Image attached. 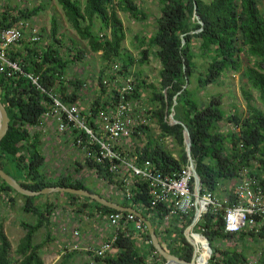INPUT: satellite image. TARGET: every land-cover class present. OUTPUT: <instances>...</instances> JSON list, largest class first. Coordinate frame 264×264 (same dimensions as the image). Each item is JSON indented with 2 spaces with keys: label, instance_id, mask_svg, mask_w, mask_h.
Returning <instances> with one entry per match:
<instances>
[{
  "label": "trees",
  "instance_id": "16d2710c",
  "mask_svg": "<svg viewBox=\"0 0 264 264\" xmlns=\"http://www.w3.org/2000/svg\"><path fill=\"white\" fill-rule=\"evenodd\" d=\"M55 2L77 36L87 42L92 52H99L103 61L97 77L96 95L87 106L91 113L96 112L99 107L110 105L116 99V91L103 83L104 78L113 81L133 75V64L147 63L150 55L160 63L158 82L146 83L141 78L128 95L132 101L137 100L134 101L137 105H141L139 87L150 89L147 101L153 103V106H147L146 110L156 120L159 135L152 136L148 124L137 126L130 137L134 149L127 151L128 147L124 145L121 150L123 154L135 157L137 163L150 159L163 172L178 170L188 157L183 142V127L169 121V114L173 112L174 117L189 130L191 157L201 179L202 192L210 190L225 193L243 168L247 169L248 175L258 178L264 189V0H157L159 14L155 18V30L148 36L138 37L135 45L138 57L124 46L126 30L118 14L125 12L135 20L146 19L148 13L137 0ZM194 5L198 18L193 14ZM40 9L36 6L19 9L17 13L4 9L0 13V29L14 26L20 20L30 19ZM47 37L48 42L41 46L21 39L18 44L9 48V57L18 60L26 72L39 74L41 85L47 91L52 90L62 101H76V91L83 81L76 76L67 78L65 73L70 64L83 57L82 49L74 39H71L72 44L66 51L61 49L63 41L55 16L51 17ZM197 58L205 60L204 69L198 70L201 66L196 62ZM114 65L118 68H114ZM227 72H239L245 79V85L241 86L246 107L244 114H239L237 110L227 113L219 92L212 94L207 100L198 96V91L218 82ZM0 86V101L10 119L9 128L0 140V167L6 173L31 190L56 185L83 188L123 206L133 207L151 221L160 243L170 253L186 260L191 259L192 246L183 237V228L176 230L170 225L161 229L165 208L150 205L146 182L133 180L129 198H120L119 194L114 198L104 195L91 189L84 179L85 175L80 174L81 178L76 176V172L92 169L96 176L113 183L119 192L123 189L121 179L107 169L106 161L97 164L89 160L78 162L73 171L49 177L43 169L46 156L41 149L39 133H30V127L46 109L42 100L48 97L31 80L20 75L6 77L0 74ZM89 86L88 82L87 87ZM252 90L257 92L261 106L253 103ZM222 121L229 127H221L219 124ZM163 137L172 138L179 146L177 158L163 146L160 141ZM0 185L2 190L15 191L1 178ZM64 193L69 199V205L76 204L80 197L84 198V202L76 204L78 211H85L90 206L101 211V215L116 211L90 198ZM20 195L25 198L22 211L37 215V220L34 223L21 221L24 233L14 250L0 222V264H45L39 251L43 242L34 243L33 237L40 227L48 223V215L56 204L47 201L35 204L34 200L43 194ZM127 224L130 228V223ZM202 224L212 248L207 264H264V224L258 231L243 229L238 233H227L222 214L209 211L204 214ZM171 231L183 239L184 246L181 250L172 249L164 243L161 234L169 236ZM142 237L148 242L147 250L155 251L148 231ZM246 239L262 242L255 262H250L244 250L238 247ZM220 242L233 244L221 249L218 247ZM115 247L116 251L104 257H95V261L98 264L165 262L158 253L159 262L149 260L148 252L138 247L131 234L124 233V229L119 231Z\"/></svg>",
  "mask_w": 264,
  "mask_h": 264
},
{
  "label": "built area",
  "instance_id": "2783aa9c",
  "mask_svg": "<svg viewBox=\"0 0 264 264\" xmlns=\"http://www.w3.org/2000/svg\"><path fill=\"white\" fill-rule=\"evenodd\" d=\"M24 33H28L26 41L32 44L39 42L38 29L28 19L20 20L14 26L0 29V74L6 77L24 76L48 97L42 100L46 109L37 122L30 127V133L33 135L38 132L42 143L48 145L46 140L58 142L60 146H67L69 143L71 147L77 148L76 154H81L82 162L89 160L102 164L106 161L107 169L121 179L123 189L117 193L121 197H130L133 180L146 182L150 205L165 208L161 229L170 225L176 230L183 228L182 235L192 246V254L195 249L197 264H207L212 255V248L204 234L205 227L202 224L207 211L222 214L224 230L227 233L234 234L243 229L258 231L264 224V189L258 178L248 175L246 168L239 171L238 178L225 193L219 194L210 190L202 192L201 183L199 192L196 194L193 171L188 158L178 170L163 172L150 159L137 163L135 157H127L121 152L124 145H128L132 132L137 126L149 125L151 118L145 106L137 105L128 98L135 87L134 75L129 74L113 81L104 78L103 83L116 91V99L110 105L99 107L96 112L91 113L87 107L84 108L81 105L83 91L88 82L83 81L82 86L77 89L76 101L64 102L52 90L47 91L41 85L39 74L26 72L18 60L9 57V48L18 44L23 39ZM114 68L118 66L114 65ZM52 126L59 136H48L43 133L47 131L46 128L50 129ZM172 155L178 157L175 154ZM86 170L93 172L92 169ZM81 171L76 172V176L82 178L84 170L81 169ZM61 173H65V170H61ZM97 212L95 216L104 219L106 227L97 245L85 248L94 260L95 257H104L116 251L115 242L119 231L123 229L125 234H131L136 239L138 246H141L142 242L148 245L142 237L148 231L147 226L135 213L116 210L101 215V211ZM132 222L134 231L128 228L127 224ZM61 230L67 231L72 238L77 239L80 236L78 228L71 229L63 225ZM161 237L172 249L181 250L184 246L183 239L176 232L171 231L169 236L162 233ZM188 238L192 239L193 243H190ZM79 248H81L79 242L69 241L64 244L62 251L67 253ZM164 248L168 250L165 246ZM157 253L156 250L149 251L148 259L159 262Z\"/></svg>",
  "mask_w": 264,
  "mask_h": 264
},
{
  "label": "rangeland",
  "instance_id": "374dc122",
  "mask_svg": "<svg viewBox=\"0 0 264 264\" xmlns=\"http://www.w3.org/2000/svg\"><path fill=\"white\" fill-rule=\"evenodd\" d=\"M140 6L148 13V17L144 20H135L130 17L125 12H118L119 16L122 18L125 30H126V39L124 41V46L128 47L132 54L135 57H138V50L135 48V45L138 43V37L148 36L155 30V18L159 14V8L157 0H137ZM260 8L262 9V1L259 2ZM39 6L41 9L39 12L28 19L32 25L36 26L38 33L40 35V40L38 45H45L48 42L47 33L51 26V17L55 16L60 26V33L63 46L61 49L64 51L67 50L72 44L71 39L76 40L78 47H81L83 57L80 60L75 61V63L70 64L66 70L65 76L68 78H73L76 76L82 81H88L90 83L89 87L83 91L84 95L82 98L81 105L86 108L89 105V102L95 97L96 86L98 85V74L103 65V61L100 58L99 52H92L87 42L83 39H80L76 32L70 27L66 21L63 12L60 6L55 2V0H0V13L2 10H8L9 12L17 13L19 9L23 10L26 8H33ZM28 33H24L23 39L26 40ZM245 60V59H244ZM196 62L201 66L198 70H202L205 67V60L202 58H197ZM246 62V60H245ZM160 63L156 57L150 55L149 61L144 64H139L135 62L132 66V73L135 77V86L138 84V80L144 78L146 83H157L158 82V69ZM137 74V75H136ZM195 85V84H193ZM245 85V79L241 76L239 72H227L222 76L218 82L207 86L204 90L198 91V96L202 100H207L212 94L217 92L222 94V106L227 113H232L235 110L239 114H244L245 112V101L241 93V86ZM248 87V86H244ZM140 91V100L139 104L141 106H153V103H148V98L150 95V89L144 86L139 87ZM254 97L253 103L257 106H261L259 99L257 98V92L252 90ZM135 102L137 100H134ZM133 101V103H134ZM221 127H229L225 122H220ZM150 134L157 137L159 135V128L154 118H150L149 121ZM46 132H43L45 135L59 136L54 126L50 129L46 128ZM130 140L126 148L127 151L134 149V144ZM163 146L178 156L179 146L175 144L176 142L170 137L160 138ZM48 145H45L43 142L41 149L46 156V161L43 166L45 173L49 177H56L61 173V170H65V173L68 171H73L75 167L78 166V162L82 163L81 154H76L77 148L71 147L68 143L67 146H60V143L48 142L45 141ZM143 142V141H142ZM80 168V167H79ZM81 169V168H80ZM88 171V172H87ZM79 172H82L81 170ZM86 173V174H85ZM83 174V173H82ZM84 179L87 182V185L91 189L100 191L104 195L111 197H116L117 193H120L113 183H109L105 180H102L100 177L96 176L92 171L84 170ZM83 178V177H82ZM1 187V185H0ZM105 197V196H104ZM118 197L121 198L120 195ZM52 200L55 202V206L52 208V211L55 214H68L72 213L77 215V217H84L86 222H91L96 224L98 229H104L106 227V222L100 216H95L96 212L92 213V209L85 211H78L79 202H84V198L80 197L76 200V204L69 205V199L64 192H50L43 194L37 197L36 200ZM25 201V198L18 194V192L11 190H2L0 188V220L4 222V218L8 219L6 221L8 237L11 240L13 247L16 241H18L19 232L23 233L24 229L21 226V221L26 222H35L34 217L31 214L24 213L20 208L19 204H22ZM71 208V210L65 209ZM61 215V216H62ZM33 217V219H32ZM21 226V228H20ZM85 228V227H84ZM45 230L41 227L34 235V242L42 241L45 238ZM261 241H251L246 239L245 242L239 243V248L244 250V253L250 260V262H255L259 255V249L261 246ZM233 242H220L218 247L223 249L229 247ZM213 248L214 245L212 244ZM243 246V247H242ZM14 250V248H12ZM64 264H70L69 261H66ZM79 264V263H75Z\"/></svg>",
  "mask_w": 264,
  "mask_h": 264
},
{
  "label": "crops",
  "instance_id": "0c3cea01",
  "mask_svg": "<svg viewBox=\"0 0 264 264\" xmlns=\"http://www.w3.org/2000/svg\"><path fill=\"white\" fill-rule=\"evenodd\" d=\"M36 199L34 200L35 204H43L44 202L47 201L46 199L42 200V201L41 200L39 201ZM47 202H53V201L48 200ZM22 204H19L21 209H22ZM65 209L71 210V208H66V207H65ZM89 209L93 210L92 213L93 212H96V214L98 213L97 210L93 206L87 207L86 210H89ZM24 213H27V212H24ZM27 214H31L34 217V220L35 219L37 220V215H35L33 213H27ZM61 215L62 214H58V215L55 214V212H53L51 209V212L48 215V219H49L48 223L45 226H42L46 232L45 238L42 241L36 242V243L43 242V245L39 251H40L41 257L43 258L45 264H64L66 261H69L70 264H75V263L98 264L97 261H95L91 257V255L86 251L85 248L96 246L99 239L101 238V234H103V232H104V229L103 230L101 228L98 229L96 227V224L92 223V221L86 222V219L84 217H77V215H74L71 212L68 214H63L62 216ZM33 217H32V219H33ZM7 220L8 219L4 218V220H3L4 222L2 224H3V230L8 237L9 235L7 232V225H6ZM0 222H2V221L0 220ZM32 223H34V222H32ZM63 225H66L67 228H71V229L78 228L80 231L79 238H77V239L72 238L71 235L67 231L63 232L61 230V226H63ZM20 228H21V226H20ZM130 228L132 231H134L135 227H134L133 222L130 223ZM23 233L19 232L17 240H19V238L23 235ZM8 239H9V237H8ZM33 240H34V237H33ZM134 240H136V239L134 238ZM69 241L79 242V245L81 246V248H79L78 250L63 253V251H62L63 246L65 243H67ZM10 242H11V240H10ZM17 242L18 241H16V243L14 244V247H13V244L11 242L12 248H15ZM142 243L143 244H141V246L139 245L138 247H142L143 249H145L146 252L149 253V251L147 250L146 243L145 242H142Z\"/></svg>",
  "mask_w": 264,
  "mask_h": 264
},
{
  "label": "water",
  "instance_id": "95a60500",
  "mask_svg": "<svg viewBox=\"0 0 264 264\" xmlns=\"http://www.w3.org/2000/svg\"><path fill=\"white\" fill-rule=\"evenodd\" d=\"M193 14L198 18V14L196 13V6L194 5ZM1 89V86H0ZM175 105V101L173 102V106ZM9 116L7 114L6 108L3 105V103L0 101V140L2 137L6 134L8 128H9ZM169 121L171 123L180 124L183 127V133H184V147L186 155L190 161V165L193 171V178L195 181V193L198 194L199 188L201 187V179L199 177V174L197 173L194 165V161L191 157V140H190V134L189 130L186 127L184 123L177 120L174 117L173 112L169 114ZM0 178L3 179L10 187H12L16 192L28 195V196H35L39 194H45L50 192H66L71 194H77L83 197L90 198L91 200H95L99 202L100 204L106 205L109 208H113L115 210H123V211H130L135 213L147 226L148 233L150 235V239L152 242V245L156 249V251L165 259V262L163 264H197L195 261V249L192 254V257L190 260H186L182 257H179L173 253H170L168 250L164 248V246L160 243L158 236L155 232V228L151 221L143 216L138 210H136L133 207L130 206H123L119 204L116 201H112L110 199H107L106 197L100 195L99 193L92 192L88 189L83 188H75V187H63V186H48L44 187L40 190H31L26 187H24L18 180H16L14 177L6 173L1 167H0ZM188 241L190 243H193L192 239L188 238ZM252 264V263H247Z\"/></svg>",
  "mask_w": 264,
  "mask_h": 264
}]
</instances>
